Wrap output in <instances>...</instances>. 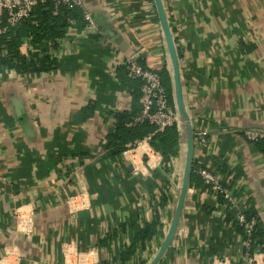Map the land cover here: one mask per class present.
I'll return each mask as SVG.
<instances>
[{"label": "crops", "instance_id": "1", "mask_svg": "<svg viewBox=\"0 0 264 264\" xmlns=\"http://www.w3.org/2000/svg\"><path fill=\"white\" fill-rule=\"evenodd\" d=\"M83 2L94 28L67 29L52 53L63 58L56 72L35 77L0 69V255L14 244L19 264H88L94 249L96 264H113L136 230L155 222L144 249L125 263L148 264L171 221V174L183 166V129L177 127L170 173L151 146L161 134L154 129L133 140L139 145L132 163L121 154L109 159L102 144L138 96V82L116 61L137 54L145 67L165 66L170 81L172 68L154 2ZM162 2L193 140L200 132L205 140L193 146L195 179L157 264H243L242 235L197 171L224 175L231 197L264 227V153L242 135L264 132V0ZM23 44L21 53H34L30 39ZM21 224L29 230L18 231Z\"/></svg>", "mask_w": 264, "mask_h": 264}, {"label": "trees", "instance_id": "2", "mask_svg": "<svg viewBox=\"0 0 264 264\" xmlns=\"http://www.w3.org/2000/svg\"><path fill=\"white\" fill-rule=\"evenodd\" d=\"M151 2L153 3L152 0ZM84 23L82 12L78 9H67L61 6L55 7L53 0H44L36 4L28 19L22 21L18 27L11 29L5 36L0 38V69L13 71L20 76L32 75L35 77L50 72H56L63 58L57 59L54 57L52 55L53 51L65 38L67 29L70 26L81 28ZM24 39H30L34 53H21ZM140 63L143 65L141 60ZM155 71L158 72L161 77L170 104L174 105L172 81H170L165 66L155 68ZM139 97L140 93L138 87V96L135 97L132 102V111L117 114L113 131L108 133L106 140H104L102 144L106 151H108L107 157L109 159L118 158L124 150L126 143H132L133 140L141 138L153 130V127L147 123L131 128L125 127L140 110L138 102ZM178 144L179 133L177 126L166 129L163 133L156 135L153 140H151V146L162 157L164 171L167 173H170L172 170L171 167H168L170 159L177 157ZM259 149L264 153L263 143H259ZM194 165L195 164L192 162V171H190L189 176L190 183H193L195 179V174L193 173ZM220 165L222 166L220 173H223L224 166L221 163ZM217 198L218 201L223 204L221 197ZM226 213V220H228L243 237L242 229L234 220L233 213L228 211ZM247 215L254 216L258 221L254 229L250 250L255 251L256 249H261V251L264 252V227L260 219L256 216L255 211L254 213L252 211H247ZM154 226L155 222L142 229L136 230L135 239L132 240V243H130L123 253L119 254L118 261L113 264H125L135 255L137 249H144L145 244L151 239L155 231Z\"/></svg>", "mask_w": 264, "mask_h": 264}, {"label": "built area", "instance_id": "3", "mask_svg": "<svg viewBox=\"0 0 264 264\" xmlns=\"http://www.w3.org/2000/svg\"><path fill=\"white\" fill-rule=\"evenodd\" d=\"M43 1L44 0H0V38L5 36L11 29L17 27L22 21L28 19L33 7ZM53 2L55 7L61 6L67 9L80 10L86 26L94 28L92 18L87 10H85L83 0H53ZM117 65L122 66L127 75L139 83L140 97L138 102L140 110L131 122L125 125L126 128L147 123L153 127L155 134L162 133L173 126L178 127L181 125L174 105H171L169 102L167 91L162 84L158 72L142 65L137 54L124 55L116 61V66ZM242 135L247 142L264 144L263 131L247 129L242 132ZM149 139L150 137L144 142L147 143ZM204 140L205 134L200 132L195 136L193 142L195 146L201 147ZM138 145L139 143L137 142L126 144L121 153L122 157L128 161L130 160L132 163L135 149ZM177 171L174 170L173 174H171L172 180L174 181V189H171V191L175 190L174 193H172L174 200L177 196L181 181V173L178 177ZM197 174L205 187H207L210 195L221 197L226 212L233 213L234 220L242 229L243 250L240 261L244 262L241 263L251 264L253 262V264H264V252H262L261 249H256L255 251L250 250L254 229L258 221L254 216H248L246 208L231 197L228 188L224 184V175L220 176L206 169H200L197 171ZM73 200H75V198H68L67 202L70 203ZM216 260L223 261V258H217ZM240 261L238 262L240 263Z\"/></svg>", "mask_w": 264, "mask_h": 264}, {"label": "water", "instance_id": "4", "mask_svg": "<svg viewBox=\"0 0 264 264\" xmlns=\"http://www.w3.org/2000/svg\"><path fill=\"white\" fill-rule=\"evenodd\" d=\"M153 2L156 8L157 17L162 31L169 62L172 68V95L174 101L173 103L181 123L180 126L182 127L184 132L185 150H184V162L181 168V181H180L179 189L177 191V196L174 200V207L172 211L171 221L159 250L156 252V254L153 256V258L150 260L148 264H157L161 260L163 254L170 245L174 234L177 232L181 224L182 213L188 201L187 189L189 184V176L191 171L193 146H194L191 120L184 107V102H183L178 58L176 55L174 41L171 35L169 24L164 11L163 2L162 0H153ZM110 37H112V35Z\"/></svg>", "mask_w": 264, "mask_h": 264}, {"label": "clouds", "instance_id": "5", "mask_svg": "<svg viewBox=\"0 0 264 264\" xmlns=\"http://www.w3.org/2000/svg\"><path fill=\"white\" fill-rule=\"evenodd\" d=\"M30 207L24 206L22 210V219L28 220L30 217ZM29 230L26 224H21L18 227V231L27 232ZM3 254L0 255V264H19V249L16 245H12L11 247H5L2 250ZM88 264H96V252L95 250H90L86 256Z\"/></svg>", "mask_w": 264, "mask_h": 264}, {"label": "rangeland", "instance_id": "6", "mask_svg": "<svg viewBox=\"0 0 264 264\" xmlns=\"http://www.w3.org/2000/svg\"><path fill=\"white\" fill-rule=\"evenodd\" d=\"M178 170V171H177ZM176 171H177V176L179 177V174L181 173V168L179 167L178 169H177ZM177 182V181H176ZM176 185V184H175ZM173 189H174V187H173ZM174 191L175 190H173L172 191V193H174ZM154 254H155V252H154Z\"/></svg>", "mask_w": 264, "mask_h": 264}]
</instances>
